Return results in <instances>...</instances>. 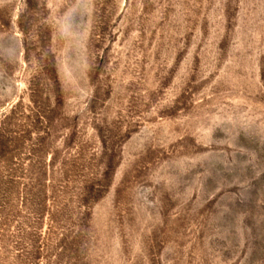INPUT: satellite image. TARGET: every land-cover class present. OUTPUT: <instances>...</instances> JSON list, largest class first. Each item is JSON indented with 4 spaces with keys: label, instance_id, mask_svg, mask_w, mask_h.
<instances>
[{
    "label": "rangeland",
    "instance_id": "374dc122",
    "mask_svg": "<svg viewBox=\"0 0 264 264\" xmlns=\"http://www.w3.org/2000/svg\"><path fill=\"white\" fill-rule=\"evenodd\" d=\"M0 264H264V0H0Z\"/></svg>",
    "mask_w": 264,
    "mask_h": 264
}]
</instances>
